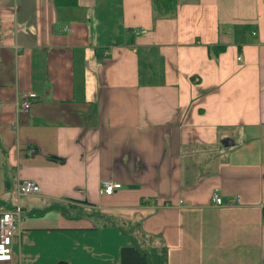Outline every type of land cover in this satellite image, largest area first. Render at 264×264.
<instances>
[{"label": "crops", "instance_id": "0c3cea01", "mask_svg": "<svg viewBox=\"0 0 264 264\" xmlns=\"http://www.w3.org/2000/svg\"><path fill=\"white\" fill-rule=\"evenodd\" d=\"M10 190L0 264H120L136 222L167 264H264V0H0V213Z\"/></svg>", "mask_w": 264, "mask_h": 264}, {"label": "built area", "instance_id": "2783aa9c", "mask_svg": "<svg viewBox=\"0 0 264 264\" xmlns=\"http://www.w3.org/2000/svg\"><path fill=\"white\" fill-rule=\"evenodd\" d=\"M143 29L141 32H144ZM241 59V55L237 57ZM35 97L34 93H28L24 97L17 99L16 101V114L26 112L31 101ZM30 152V151H28ZM120 183L111 181L109 179L102 180L99 186V193L110 194L114 189L119 188ZM39 186L30 179H21L17 185L18 195H32L38 193ZM211 199L216 204H221L222 199L216 190H213ZM20 221H21V208L19 202L9 210H5L0 213V261H9L11 259L12 242L16 235L20 233Z\"/></svg>", "mask_w": 264, "mask_h": 264}, {"label": "trees", "instance_id": "16d2710c", "mask_svg": "<svg viewBox=\"0 0 264 264\" xmlns=\"http://www.w3.org/2000/svg\"><path fill=\"white\" fill-rule=\"evenodd\" d=\"M54 5L57 8L75 7L77 6V0H53ZM153 9L160 14L173 15L175 10L176 0H151ZM252 35L255 34L253 30ZM224 49L221 45H210L208 52L217 54ZM61 211L62 209L58 207ZM130 226V225H128ZM122 232L130 238L131 243L123 245L119 252L120 264H167L166 248L160 247H143L136 237L131 236L130 230L125 229L121 224L118 226ZM135 230L139 231L140 223H133L132 226ZM141 232V231H140Z\"/></svg>", "mask_w": 264, "mask_h": 264}, {"label": "rangeland", "instance_id": "374dc122", "mask_svg": "<svg viewBox=\"0 0 264 264\" xmlns=\"http://www.w3.org/2000/svg\"><path fill=\"white\" fill-rule=\"evenodd\" d=\"M3 200H6L8 201L10 204L12 205H15L16 201H17V197H16V194L14 193V191L10 190V191H6V193L4 194L3 196ZM20 200L22 201V204L24 202V197H20ZM60 204V203H58ZM125 229H127L128 231L130 230V234L131 236L133 237H136V234H135V229L133 227H130V226H127V225H123L121 224ZM126 237V236H125ZM127 238V241L124 245H128L131 243L130 241V238L129 237H126ZM137 240L139 241V239L137 238ZM141 244H144V243H141Z\"/></svg>", "mask_w": 264, "mask_h": 264}]
</instances>
